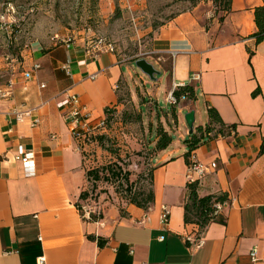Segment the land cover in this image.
<instances>
[{"label":"crops","instance_id":"0c3cea01","mask_svg":"<svg viewBox=\"0 0 264 264\" xmlns=\"http://www.w3.org/2000/svg\"><path fill=\"white\" fill-rule=\"evenodd\" d=\"M262 5V0H230L221 20L195 8L161 26L152 40L155 56L150 59L168 78L166 94L184 85L195 90V101L176 109L185 135L184 115L193 112V129L197 123L204 126L209 107L225 125L236 126L229 137L206 139L194 151L198 162L216 164L197 182L198 196L226 197L218 213L223 224L209 223L203 230L183 220L187 148L180 132L167 149L153 154L154 201L148 210L127 203L117 207L101 194L92 211L90 198H79L87 190L83 155L57 104L60 93H75L98 123L105 109L116 104L115 88L126 81L129 69L115 53L88 57L84 36L69 51L49 41L37 51L24 48L27 43L14 47L0 30V264H37L38 259L43 264H252L253 247L264 258V154L259 155L264 42L255 45L251 38L254 9ZM67 58L70 77L60 68ZM33 64L40 69L27 80L22 74ZM256 88L260 94L252 97ZM32 110L16 120V113ZM19 147L34 153V177H24ZM93 152L95 158L102 153L99 148ZM163 207L169 210L166 226L160 222Z\"/></svg>","mask_w":264,"mask_h":264},{"label":"rangeland","instance_id":"374dc122","mask_svg":"<svg viewBox=\"0 0 264 264\" xmlns=\"http://www.w3.org/2000/svg\"><path fill=\"white\" fill-rule=\"evenodd\" d=\"M227 0H0L11 2L18 11L14 19L22 34L14 38V47L25 43L47 46L52 36L74 32L77 37L105 38L114 53L129 69L117 88L120 104L110 113L109 137L106 149L94 158L93 167L116 163L130 172L133 189L148 188V173L152 170L153 147L158 128L173 139L179 132L188 139L181 120L172 116L173 107L165 102L168 78L161 75L150 59L151 44L156 31L175 16L195 8L210 18L222 19ZM0 11L2 7L0 5ZM1 13V12H0ZM144 59L159 76L155 81L143 75L134 62ZM169 60H165L169 66ZM159 80H161L159 82ZM203 104H200V109ZM140 116V120L138 119ZM198 122V120L196 121ZM198 125V123H197ZM195 125V127L197 126ZM92 148V149H91ZM95 151L97 146L90 147ZM95 149V150H94ZM183 154V153H182ZM124 185L116 182L87 181L89 207H98L99 196L117 207L126 203ZM81 209V208H80ZM95 211V210H94ZM97 213V210H96Z\"/></svg>","mask_w":264,"mask_h":264},{"label":"trees","instance_id":"16d2710c","mask_svg":"<svg viewBox=\"0 0 264 264\" xmlns=\"http://www.w3.org/2000/svg\"><path fill=\"white\" fill-rule=\"evenodd\" d=\"M264 1V0H262ZM11 3V2H9ZM225 11H228L230 0H227L225 3ZM254 23L256 26V31L251 35V38L254 39L255 45H258L261 42H264V5L257 7L254 9ZM10 41L13 42L12 38ZM10 51L14 53V50L11 49ZM248 52V63H250V57L252 53ZM15 54V53H14ZM166 65V64H165ZM165 70L167 72L170 71V63L169 66H165ZM117 84L115 88L116 94V104L111 107H107L105 109V115L103 118L104 123V130L99 132L95 137L92 138L93 143H95V147L102 150H107L105 145L108 142L109 137V125L108 120L110 113L113 110H116L118 105L120 104V97L117 95V88L119 84ZM173 96L177 100V105L172 106V116L176 119V109L182 102H194L196 99L195 90L192 85H184L181 87H176L172 91ZM260 94V90L256 88L252 93V97H256ZM207 114V123L204 126H196L191 133L188 135V139L184 141V144L187 148V154L185 155V161L187 163L188 154L195 151L199 146L206 142V139H213L216 137H229L231 133H235V125H225L218 113L215 109L209 107L206 109ZM140 120V116L138 119ZM172 137L162 128H158L157 135L154 141L153 151L160 152L165 149L171 144ZM95 153L91 151V155ZM264 154V137H262L261 145L259 148V155ZM93 155V156H94ZM94 158L92 157V164L91 166L87 167L85 164L86 169V178L87 181L91 180L93 184L98 181L103 182H116L117 184L124 185V192L125 195L128 197L126 200L127 204L134 205L140 209L148 210L150 206L153 204L154 196H153V189H152V170L148 173V188L145 190L140 188L139 190L133 189V183L130 182V172L125 170L124 168L120 167L116 163H109L104 167L95 168L93 167ZM186 201L184 204V216L183 220L185 224H194L196 225L199 230H203L209 223H222L223 219L218 216L214 215L215 208L214 206L218 203H224L226 197L224 195H207L203 197H199L197 194V182L192 184H187L186 186ZM81 200H86L90 198L89 191L85 190L81 193L80 197Z\"/></svg>","mask_w":264,"mask_h":264},{"label":"built area","instance_id":"2783aa9c","mask_svg":"<svg viewBox=\"0 0 264 264\" xmlns=\"http://www.w3.org/2000/svg\"><path fill=\"white\" fill-rule=\"evenodd\" d=\"M2 7V11H0V30L4 31L6 34L12 38H14L18 34H22V29L20 24L17 23V19L14 17L18 14L17 8L9 2H5L0 4ZM16 34V35H15ZM9 38V39H10ZM78 37L74 32H69L67 34L61 36H52L48 39L50 45L52 47H61L66 51H69L77 41ZM85 54L94 59L100 54L105 53H114L113 45L107 41L105 38H92L85 37ZM24 48H34L37 51L44 50L43 46L39 43L25 44ZM4 62L9 63V56L3 57ZM61 70L68 77L71 76V61L69 58L65 60V62L61 65ZM40 69L39 64H33L32 69L30 71H24L22 76L25 79H30L34 72H37ZM199 77L197 75L193 76V80H198ZM11 86V84H8ZM44 88L43 85L40 86ZM181 87V86H180ZM7 93V92H6ZM0 94L2 92L0 91ZM62 99L57 104L59 109L63 110L64 119L70 125V134L72 138L76 142V149L78 152H81L83 155V161L86 166L89 167L92 164L91 157V149L90 147H94L95 143H93L92 138L95 137L99 132L104 130V123L101 120L98 123H94L91 118V113L87 111L81 104L77 94L71 93L69 91H64L60 93ZM165 102L171 104L172 106L177 105V100L173 96L172 92H169L165 96ZM32 111H27L23 114L16 113V120L22 121L23 116L30 115ZM38 121H33L31 126L37 124ZM18 160L21 163L23 175L26 178H31L35 176V164H34V153L31 150H24L21 147L18 148ZM216 168L215 163H211L210 165H205L196 159L194 155V151L188 154L187 158V170H186V181L187 184H192L195 182H199L203 177L208 175L212 170ZM225 203V202H224ZM224 203H218L214 206L215 211L214 215H218L221 210L222 205ZM83 215H89V210L82 208ZM169 220V210L167 207H163L160 215V222L163 226L168 224ZM202 244L201 240H198L197 247ZM258 249L257 247H253L249 251V258L252 264H264V258L258 257ZM37 264H43V259H38Z\"/></svg>","mask_w":264,"mask_h":264},{"label":"water","instance_id":"95a60500","mask_svg":"<svg viewBox=\"0 0 264 264\" xmlns=\"http://www.w3.org/2000/svg\"><path fill=\"white\" fill-rule=\"evenodd\" d=\"M135 67L150 80L155 81L154 76H159L160 72L156 71L149 63L144 59H140L134 62ZM184 121L189 128V133L193 130L194 114L193 112H188L184 115Z\"/></svg>","mask_w":264,"mask_h":264}]
</instances>
